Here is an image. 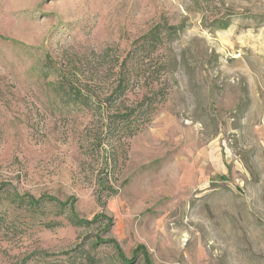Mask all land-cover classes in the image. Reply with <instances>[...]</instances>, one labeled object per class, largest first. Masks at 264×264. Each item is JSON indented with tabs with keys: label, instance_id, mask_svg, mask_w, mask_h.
Wrapping results in <instances>:
<instances>
[{
	"label": "rangeland",
	"instance_id": "obj_1",
	"mask_svg": "<svg viewBox=\"0 0 264 264\" xmlns=\"http://www.w3.org/2000/svg\"><path fill=\"white\" fill-rule=\"evenodd\" d=\"M109 240L264 264V0H0V264H118Z\"/></svg>",
	"mask_w": 264,
	"mask_h": 264
},
{
	"label": "trees",
	"instance_id": "obj_2",
	"mask_svg": "<svg viewBox=\"0 0 264 264\" xmlns=\"http://www.w3.org/2000/svg\"><path fill=\"white\" fill-rule=\"evenodd\" d=\"M229 20L228 19H215L213 22V26L215 29L217 30H226L229 27ZM179 32V28L175 27V26H169L168 28L164 29L163 33L164 35H167V37L173 38L175 36H177ZM165 37L162 36V29L160 26H157L155 29H153L151 32L147 33L145 36H143L142 40H141V46L139 48V50L143 51L144 53H148L150 51H155L157 50L160 46L163 45V40ZM119 88H125V86H121V84L119 85ZM68 99H72L75 102H79V103H84V101L82 100V95L78 92V94H73L68 97ZM133 115V111L129 110L127 112V114L125 116H123V118L125 119L123 122L126 123V125L129 123L128 122V118L130 116ZM143 117V116H142ZM147 120V119H146ZM145 120V121H146ZM125 125V126H126ZM127 129L128 131H131L130 126L127 125ZM130 133V132H129ZM132 135V133H130V136ZM18 198H13L14 203L18 206V207H26V208H40L39 206L40 203H43L42 201H40L39 199H34L33 197H29V196H25V197H20L17 196ZM49 199V198H47ZM50 201L55 202L54 199H49ZM56 205L59 206V208L61 210H63V208L65 207L64 204H60V202H55ZM68 220L74 225V226H80V225H84L87 224L88 222L83 221V220H78L76 219L75 215L72 214V216H67ZM101 221V216H97L95 218L94 221ZM98 243H109L112 244L114 250H115V255L117 257L118 260V264H131L133 262H130L129 259H126L119 247V245L117 244L116 241L114 240H109V241H105V242H94L93 245L96 246ZM141 252L143 253L144 256V264H151L148 258V255L145 252V249L143 246H138L134 252L133 255L134 257H136L138 255V253ZM135 259V258H134Z\"/></svg>",
	"mask_w": 264,
	"mask_h": 264
}]
</instances>
